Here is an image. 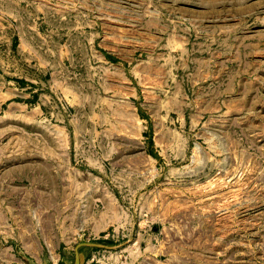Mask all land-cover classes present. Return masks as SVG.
I'll return each instance as SVG.
<instances>
[{
	"label": "rangeland",
	"instance_id": "obj_1",
	"mask_svg": "<svg viewBox=\"0 0 264 264\" xmlns=\"http://www.w3.org/2000/svg\"><path fill=\"white\" fill-rule=\"evenodd\" d=\"M264 264V0H0V264Z\"/></svg>",
	"mask_w": 264,
	"mask_h": 264
},
{
	"label": "water",
	"instance_id": "obj_2",
	"mask_svg": "<svg viewBox=\"0 0 264 264\" xmlns=\"http://www.w3.org/2000/svg\"><path fill=\"white\" fill-rule=\"evenodd\" d=\"M80 263H81V257L79 255V253L77 252L74 264H80Z\"/></svg>",
	"mask_w": 264,
	"mask_h": 264
}]
</instances>
